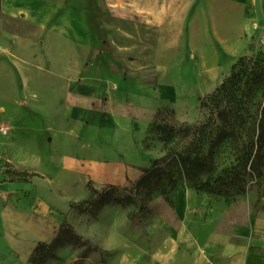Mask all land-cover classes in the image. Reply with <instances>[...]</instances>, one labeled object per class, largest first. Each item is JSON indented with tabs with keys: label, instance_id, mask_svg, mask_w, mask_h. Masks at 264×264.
Returning <instances> with one entry per match:
<instances>
[{
	"label": "crops",
	"instance_id": "crops-1",
	"mask_svg": "<svg viewBox=\"0 0 264 264\" xmlns=\"http://www.w3.org/2000/svg\"><path fill=\"white\" fill-rule=\"evenodd\" d=\"M18 2L1 0V13L7 19L18 18V22L26 27L41 32L40 44H34L36 47L23 44V38L18 35V83L21 89L38 90L34 78L43 74L50 78L52 84L48 86L52 91L59 85L60 81L54 80V69L34 63L40 58L49 59L47 52L52 46L63 51H94L95 61L80 66L81 80L78 83L60 82L66 87L67 101L85 106L71 111L70 115L86 118L87 106L93 101L107 100L114 126L130 130L132 121L137 118L135 113H155L159 108L160 93L175 97L182 96L178 92L184 89H192L193 94L216 91L247 52L248 45L242 41L241 30L237 33L229 30L242 17L238 9L258 5L260 0H186L183 14L170 17L161 11L159 5L157 16L142 19L144 26L150 28L154 25L155 44L145 37H129L127 45L121 47L115 42V35L121 33L117 30L109 35L110 52L104 48V41L93 29L85 10L44 0L31 1L23 6ZM251 20L244 17L242 22L248 25L245 29L250 27ZM223 24L224 27H220ZM209 25L215 32L218 45L215 48L209 45L213 44L207 31ZM224 28L227 30H222ZM178 33L189 35L184 45L195 53L185 66V61L182 63V67L178 66L180 62L169 58L170 50H177L182 43L174 38ZM226 36L233 39L225 41ZM193 39H196V47L191 44ZM2 45V49L7 50L9 39L3 38ZM121 48L129 55L125 66L117 56ZM35 51L38 52L36 59ZM103 60L106 65L102 64ZM150 66L155 67L153 76L147 74ZM139 68L141 74L128 71ZM61 70L63 79H67L75 67L65 64ZM117 79L129 83L121 86L119 81L122 80ZM97 87L105 91L99 93ZM151 89L157 91L151 92ZM34 96L40 99L42 94L34 92ZM152 96L155 103H152ZM190 99L186 95L178 100L192 109L193 100ZM20 104L25 105L26 99ZM123 151L129 153L128 148ZM126 157L122 160L98 157L86 160L69 156L62 160V168L66 169L62 170L83 173L100 186L127 188L142 173L131 177V171L137 166L131 157ZM18 171L42 173L35 169L18 168ZM37 185L36 177L5 180L0 175V264H29L38 244L51 242L56 225L62 223L60 215L50 213L46 204L39 202ZM121 213L104 209L96 220L101 233L108 234L111 242L109 246H98L104 251L110 250L116 264H264V205L256 210L238 212L231 210L220 198L195 192L181 184L172 193L170 203L161 198L150 205L146 213L153 217V224H139L138 219L132 222L128 217L118 219Z\"/></svg>",
	"mask_w": 264,
	"mask_h": 264
},
{
	"label": "rangeland",
	"instance_id": "rangeland-1",
	"mask_svg": "<svg viewBox=\"0 0 264 264\" xmlns=\"http://www.w3.org/2000/svg\"><path fill=\"white\" fill-rule=\"evenodd\" d=\"M18 1V5L23 6L35 0ZM44 1L85 10L91 19L93 29L99 34L100 39L106 42L104 48L108 52H110L109 35L112 31L117 30L121 33L115 35V42L121 47L127 45L129 37H145L151 44H155L154 25H150V28L144 26L143 17L157 16L160 11L159 5L162 7L161 11L167 12V17L176 14L182 15L187 5L186 0ZM238 13L242 17L229 30L236 33L241 30L242 41L248 45L246 54L240 58H252L264 54V0H260L258 5L251 4L246 9L239 8ZM244 17L252 18L248 29L244 28L248 26L242 22ZM220 27H224V24ZM220 27L218 29H221ZM222 30L226 31L227 29ZM207 31H209L211 42L215 43L209 45L215 48L217 43L213 27L209 25ZM40 33L39 30L26 27L18 22V18L7 19L0 11V61L2 62L0 68V175L5 180H18L21 177L18 175L20 172L18 168L20 170L35 169L42 172L33 174L26 172L25 178H37L39 202H44L50 213H56L62 217V223L55 227L54 238L65 228L64 224L67 222L75 228L79 235L93 244L101 247L109 246L110 236L103 234V231L101 233V228L96 224L97 217L102 210L121 211V216L118 219L128 217L132 222L138 219L139 224H153V217L146 213L150 205L161 198L168 203L170 201L159 196L154 189L141 190L131 205L123 207L110 204L94 216L93 210L96 209L94 202L97 199V194L104 190L105 186L90 181L83 173L63 171L66 169L62 168V160L69 156L86 160L97 157L99 159L122 160L128 156L137 166L131 171V177L134 178L138 172H141L142 176L152 166L154 160L161 159L168 153L186 150L194 154L205 155L210 152L211 144L217 134L215 132L217 99H207L213 92L193 94L192 89L179 90V92L176 90L178 94L182 93V96L187 95L189 99L191 98L190 100H193L191 109L184 102L178 100L182 97L181 95L174 97L167 93H160L159 108L154 111L155 113L145 112L143 115L135 113L138 119L132 121L133 126L130 130L114 126L110 119V106L107 100H102L100 103L93 101L91 106H87L88 117H75L70 115L71 111L73 113L78 108L85 106L67 101L66 87L60 82L66 80L78 83L81 80L79 74L82 67L80 66H87L95 61V53L77 49L63 51L52 46L47 52L49 59L40 58V61L35 60L34 63L54 69V80L60 81L59 85H56L52 91L51 86H48L51 83L50 78L43 74L34 78V82L37 81L38 90L31 88L22 90L18 83V35L23 38V44L36 47L34 44H40ZM188 36L182 33L176 34L174 38L182 43L178 45L177 50H170L171 57L169 58L180 62L178 65L180 67L183 66L184 61L185 66L186 62L190 61V58L193 59L195 54L191 53L190 48L184 45V41L189 39ZM3 38L9 39L10 47L7 50L2 49ZM224 39L228 41L233 37L226 36ZM191 44L196 47V39H193ZM121 49L117 56L124 61L125 66L129 61H126L129 55L127 56L126 49ZM196 51L198 50L196 49ZM37 54L38 52L35 51V59ZM74 56H76L75 60H73ZM130 61L132 60L130 59ZM65 64L75 67V71L67 79H63L61 70ZM102 64L106 65L107 63L103 60ZM120 67L122 69L121 65ZM128 71L142 73L140 68ZM147 74L150 76L156 74L155 67H148ZM119 80L122 79L116 81ZM119 82L121 86L124 83H129L123 80ZM131 87H134V83L131 84ZM96 90L99 93L105 91L100 87H97ZM156 91L151 89V92ZM34 92H39L42 97L36 99ZM240 97L239 95L236 101ZM24 99H26V104L21 105L20 102ZM261 100L257 95L251 101L253 113L257 111ZM228 101H233L230 103L232 106L236 105L234 100L227 95L219 99L218 104L224 107ZM152 103H155L153 96ZM241 133L242 141L245 133ZM123 148H128L129 153L125 154ZM236 149V144L231 141L216 148L215 163L218 172L215 176H219L226 168H233L232 164L236 165L234 161L237 154ZM175 178L178 186L187 185L185 180L179 176L177 168L175 169ZM128 187H131V184H128ZM263 187L264 177L262 179L248 178L245 194L238 195L231 190V195L227 197L212 195L223 200L231 210L238 212L249 209L256 210L264 205ZM116 195L124 197L126 193L117 192ZM106 214L108 215V213ZM31 258L32 256L29 263ZM114 260L110 250H105V253L101 255L85 244L68 240L56 251V257L48 256L40 264H116Z\"/></svg>",
	"mask_w": 264,
	"mask_h": 264
},
{
	"label": "trees",
	"instance_id": "trees-1",
	"mask_svg": "<svg viewBox=\"0 0 264 264\" xmlns=\"http://www.w3.org/2000/svg\"><path fill=\"white\" fill-rule=\"evenodd\" d=\"M105 41L103 45H105ZM231 75L224 80L216 91L207 99H217L215 110L216 137L211 144V150L205 155L189 151L168 153L161 159L152 162V166L131 187L120 188L105 186L97 194L94 202L97 215L105 206L117 204L123 207L133 203L135 196L141 190L154 189L156 193L170 201L172 193L178 188L175 169L179 171L187 186L196 192H207L218 196H229L231 190L238 195L245 194L248 178L262 179L264 177V54L252 58H240L232 68ZM230 96L235 106L226 102L221 107L219 99ZM241 96L238 101L237 97ZM260 96L261 104L256 112H252L251 101ZM207 105V104H206ZM159 127V126H158ZM245 133L241 141L242 133ZM232 142L236 144V158L233 168L222 171L219 176L215 163L216 148ZM216 147V148H215ZM18 179L25 180L26 172H19ZM125 192L124 197L116 195ZM65 228L50 242L39 243L35 248L29 264H40L48 256L56 257V251L68 240L87 245L90 249L103 255L105 251L79 235L73 226L65 222Z\"/></svg>",
	"mask_w": 264,
	"mask_h": 264
}]
</instances>
